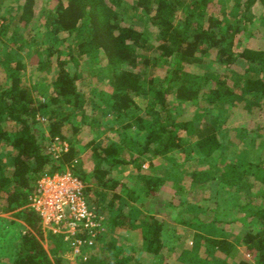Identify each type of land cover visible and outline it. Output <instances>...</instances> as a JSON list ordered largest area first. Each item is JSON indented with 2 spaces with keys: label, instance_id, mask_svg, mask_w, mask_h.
<instances>
[{
  "label": "trees",
  "instance_id": "obj_1",
  "mask_svg": "<svg viewBox=\"0 0 264 264\" xmlns=\"http://www.w3.org/2000/svg\"><path fill=\"white\" fill-rule=\"evenodd\" d=\"M4 1L0 0V37L18 47L17 25L26 26L36 13L49 9L44 35L51 44L36 52V70L41 74L55 66L46 88L32 83L34 96L22 83V57L12 50L0 57L6 62L0 78V214H11L27 227L17 236L10 264H73L65 256L68 247L61 236L48 234L47 247L43 246L40 217L28 206L38 178L65 169L84 183L90 207L101 212L106 206L114 214L112 231L124 228L138 239V251L152 255L161 254L164 241L163 223L148 206L150 194L170 179L179 204L193 207L182 197L187 189L185 175L189 184L215 182L229 195L209 208V217L203 220L194 214L180 220L194 229L218 227V232L196 235L195 241L201 239L205 245L204 264H264V135L249 123L241 125L234 136L248 149L227 156L232 129L213 112L232 105L241 106L251 118L264 114V51L250 48L252 32L243 41L239 35L252 21L253 6L257 2L264 6V0H135V8L156 27L154 43L143 30L122 22L121 0H22L2 13ZM213 3H218L219 16L207 15ZM179 6L184 8L181 20ZM83 56L105 62L94 76L107 79L110 91H87L77 84L78 76L70 72L68 63L77 65ZM205 56L212 57L219 69L226 68L225 73L214 71L212 60ZM237 60L244 63L241 72L234 67ZM150 62L164 68L163 75L157 77L152 70L148 74ZM193 65L200 71H190ZM171 95L179 106L191 103L194 109L177 117ZM87 111L91 120L98 112L116 120L120 134L105 145H92V153L85 156L75 137L79 118ZM38 114L44 122L37 120ZM47 135L66 140L68 150L53 157L44 145ZM255 144L258 149L252 151ZM176 153L213 165L183 175ZM91 155L95 163L86 160ZM4 156L10 162L7 173ZM156 156L168 162L163 173L154 169ZM145 160L150 162L147 169L142 167ZM125 164L135 167L138 179L132 183L112 175L114 168ZM125 205L129 208L123 212ZM225 224L234 230L225 231ZM233 240L244 246L252 262L243 254H232ZM215 254L223 256L215 261L208 258ZM78 264L133 263L110 238L102 242L100 253H90ZM187 264L200 263L194 257Z\"/></svg>",
  "mask_w": 264,
  "mask_h": 264
},
{
  "label": "rangeland",
  "instance_id": "obj_2",
  "mask_svg": "<svg viewBox=\"0 0 264 264\" xmlns=\"http://www.w3.org/2000/svg\"><path fill=\"white\" fill-rule=\"evenodd\" d=\"M188 1V0H186ZM22 0H5L3 6V12H6L8 6L12 5L13 7H17ZM187 3V2H186ZM135 0H121L119 11L122 22L125 24H132L137 28L143 30V32L149 37L150 41L154 43L155 35H156V27L152 24L146 17L142 16L140 12L135 8ZM186 6V5H185ZM218 3L210 4L209 10L207 15L211 16H219L218 10ZM49 9H44L43 12L40 14L36 13L27 23L26 26L18 24L20 38L19 44L21 46H15L13 43H10L7 39L0 37V53H3L2 58L12 50L15 55H19L22 57L24 62V70L22 73V83L27 87L31 88L33 95L35 96L34 88H32V83L35 81L37 82V86L42 90L46 88L45 83L47 81H51L55 75V66L51 69L44 70L41 74L36 70L37 63L36 60L37 54L36 52L39 50L40 47H45L50 45V40L46 39L45 32L47 29L45 19L49 15ZM184 15V8L179 6L177 9V16L178 20H181ZM252 21L248 23L247 30L242 31L239 35L243 41L244 38H249V33L252 32L253 36L250 39V48L257 50V51H264V6L257 2L253 8L251 13ZM208 21L205 22V24ZM28 39L30 41H28ZM150 42V43H151ZM7 49H6V47ZM12 48V49H9ZM241 46H239V49ZM76 51H74V55H76ZM17 55V56H18ZM205 56L206 60H212V69L214 71L225 73L226 68L218 67V64L213 61V58ZM54 58V56H53ZM6 62H3L0 59V78L4 77L5 74V65ZM104 61L95 62V59H89L85 56L79 58L77 65L70 62L68 63V68L70 72L73 74H77L78 79L77 84L82 86L87 91H100L102 89L106 91H110L111 87L107 82V79L102 78L101 76L95 77L96 73L100 72L104 67ZM235 68L241 72L244 63L241 60H237L234 64ZM150 70H152L153 74L157 77L163 75L164 68L162 67H154L152 66L151 62L146 66V71L150 74ZM190 71H200L199 67L190 66ZM227 75V74H226ZM84 77L86 79H84ZM228 84L231 82L228 80ZM48 84V82H47ZM33 89V90H32ZM49 92V86H48ZM170 96V104H172L173 109L176 111L177 117H182L183 115L189 114L193 109L194 105L191 103H186L182 106H179L175 98ZM98 97V95H96ZM43 100V98H41ZM38 101L37 99L35 102ZM241 106H228L224 107L223 110L217 112L213 110L214 114H219L226 119L227 127L232 129L230 133L233 144H231L228 149H226L227 156L238 154L239 152H244L245 149H248L247 144L245 142L239 141V138L234 136L235 131H239V127L246 123H249V127L252 130H258L262 132L264 135V114L258 115L257 117L251 118L248 114L243 113ZM91 113L87 111V113L81 116L79 131L75 137V143L77 147H83V154L85 156L90 155L92 145L95 144H102L105 145L108 141L116 140L119 136V127L120 123L116 120L111 119L108 115L104 114L103 112L97 113L91 120ZM120 122V121H119ZM43 131H45V126H43ZM254 130V131H255ZM134 132H130L133 135ZM247 141V140H245ZM259 141V139H258ZM256 143V142H255ZM250 149L257 150L258 144ZM82 152V151H81ZM91 152V153H90ZM176 158L178 161L181 162V166L178 167L180 172L183 175L187 171H198L202 169H207L212 167L213 164L207 162H198L196 159L188 158L185 159L184 155L181 153H176ZM3 165L5 166L4 172H8L9 168V159L8 157L4 156L3 158ZM93 160L94 163L97 161L91 155L90 158H86V160ZM221 159V158H219ZM149 161L145 160L142 164L144 169H147L149 166ZM154 169L157 170L159 173H163L166 171L168 166V162L160 156H156L153 159ZM262 170L264 172V161ZM135 167L131 164L121 165L116 167L112 170V175L117 179L127 182H133L138 178L135 175ZM166 178V177H165ZM186 182V191L183 193V199H187V201L193 202L194 206L190 207V205L186 203L179 204V198L172 195L174 192L173 188L171 187L170 179H167L163 183H161L160 187L157 191L152 192L149 196V207L152 208V213L163 223V241H164V248L162 249L161 254L159 255H152L150 253L138 251L137 242L138 239L134 236V234L130 232H126L124 228H120L118 230L112 231L111 226L114 221V214L105 206L100 208L101 213L106 218V231L97 243L96 247L88 253H100L102 242L108 241L110 238H113L116 243V247L118 251H122L123 255L128 256L130 261L133 264H149V263H163V264H187L189 260L194 257L198 258L200 264H204L207 256L204 253L205 245L201 239L196 240V235H209L212 231H219L218 227L215 226H206L202 230L201 228H192L187 226L185 223H182L180 220H187L194 214L199 215L201 219H207L211 212H209L210 207H214L217 202H220L221 199L227 197L228 192L219 190L217 184L215 182H201V183H193L189 184V177L183 178ZM169 203L175 205V208L169 206ZM134 205H138L133 203ZM224 207H228L224 205ZM128 206L125 205L122 208L123 212L128 210ZM2 220H0V264H10V257L13 252V248L15 245V241L19 233L24 232L26 230V226L19 220L15 219L11 214H0ZM14 220V221H13ZM124 229V230H123ZM247 229V227H246ZM225 231H233V227L230 224L224 225ZM45 237L43 236V243ZM135 239V240H134ZM137 239V240H136ZM195 241V242H194ZM234 243V240L232 241ZM236 242V241H235ZM235 244V248L233 249V255L238 257V255H242L250 260L253 261V258L250 257L249 254L244 249V246L240 244ZM67 258L72 257L69 259L73 264H78L81 260L80 257L74 258L72 255H65ZM223 256V255H221ZM220 255L215 254L214 256L208 257L209 259L215 261L218 258H221Z\"/></svg>",
  "mask_w": 264,
  "mask_h": 264
},
{
  "label": "built area",
  "instance_id": "obj_3",
  "mask_svg": "<svg viewBox=\"0 0 264 264\" xmlns=\"http://www.w3.org/2000/svg\"><path fill=\"white\" fill-rule=\"evenodd\" d=\"M36 118L45 121L42 115ZM44 145L55 158L68 150V142L58 136L47 135ZM28 206L40 217L43 246L47 247L48 234L61 236L68 247L66 253L74 258L85 259L106 231L105 216L90 207L84 183L69 169L42 174L28 197Z\"/></svg>",
  "mask_w": 264,
  "mask_h": 264
}]
</instances>
